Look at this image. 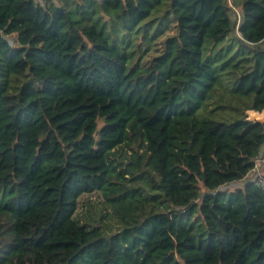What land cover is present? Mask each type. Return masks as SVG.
I'll list each match as a JSON object with an SVG mask.
<instances>
[{"label":"trees","instance_id":"1","mask_svg":"<svg viewBox=\"0 0 264 264\" xmlns=\"http://www.w3.org/2000/svg\"><path fill=\"white\" fill-rule=\"evenodd\" d=\"M250 111L264 0H0V264H264Z\"/></svg>","mask_w":264,"mask_h":264},{"label":"rangeland","instance_id":"2","mask_svg":"<svg viewBox=\"0 0 264 264\" xmlns=\"http://www.w3.org/2000/svg\"><path fill=\"white\" fill-rule=\"evenodd\" d=\"M39 1V0H37ZM213 0H190L191 7L196 11L199 12L200 9H206ZM231 0H228L230 3ZM234 15L236 18H239L238 11L233 9ZM252 117V114H249ZM254 118V116H253ZM247 179H252L251 174ZM82 212V211H81ZM79 223L82 224V219L78 217ZM99 234L95 232H86L85 228H82L77 222L75 221H68L59 231L55 234L52 238L53 243H78V242H86L92 238L98 237Z\"/></svg>","mask_w":264,"mask_h":264},{"label":"built area","instance_id":"3","mask_svg":"<svg viewBox=\"0 0 264 264\" xmlns=\"http://www.w3.org/2000/svg\"><path fill=\"white\" fill-rule=\"evenodd\" d=\"M254 116V118H253ZM251 117L248 113V117L250 120L259 121L264 123V113H254ZM264 137V133H263ZM254 165L250 172L252 178L257 184L258 188L264 192V144L261 150V153L254 157Z\"/></svg>","mask_w":264,"mask_h":264},{"label":"crops","instance_id":"4","mask_svg":"<svg viewBox=\"0 0 264 264\" xmlns=\"http://www.w3.org/2000/svg\"><path fill=\"white\" fill-rule=\"evenodd\" d=\"M253 113H255V112H253V111H250V112H249V114H253ZM259 114H261V113H259Z\"/></svg>","mask_w":264,"mask_h":264},{"label":"bare ground","instance_id":"5","mask_svg":"<svg viewBox=\"0 0 264 264\" xmlns=\"http://www.w3.org/2000/svg\"><path fill=\"white\" fill-rule=\"evenodd\" d=\"M254 114V113H253ZM253 114H252V116H253Z\"/></svg>","mask_w":264,"mask_h":264}]
</instances>
